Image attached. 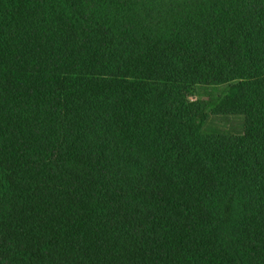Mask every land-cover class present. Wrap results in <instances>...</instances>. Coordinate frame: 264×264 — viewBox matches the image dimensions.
I'll return each instance as SVG.
<instances>
[{
	"label": "trees",
	"instance_id": "16d2710c",
	"mask_svg": "<svg viewBox=\"0 0 264 264\" xmlns=\"http://www.w3.org/2000/svg\"><path fill=\"white\" fill-rule=\"evenodd\" d=\"M0 264H264V0H0Z\"/></svg>",
	"mask_w": 264,
	"mask_h": 264
},
{
	"label": "rangeland",
	"instance_id": "374dc122",
	"mask_svg": "<svg viewBox=\"0 0 264 264\" xmlns=\"http://www.w3.org/2000/svg\"><path fill=\"white\" fill-rule=\"evenodd\" d=\"M209 92L210 93H212L213 91L211 90V91H206V92H204L203 90L198 94V95H195L193 98H197L198 96L199 97H202V98H209V96H213V95H215V94H212V95H209ZM202 94V95H201ZM201 95V96H200ZM209 95V96H208ZM205 96V97H204ZM235 118V117H234ZM234 118H231L232 120H229V122L231 123L230 124V126L231 127H235V128H238V126H239V124L238 123H240L241 122V120L238 118V117H236L235 119ZM212 120H213V122L214 123H220L221 121H220V119L219 118H214V117H212ZM231 131L232 132H236V131H238V129H231Z\"/></svg>",
	"mask_w": 264,
	"mask_h": 264
}]
</instances>
